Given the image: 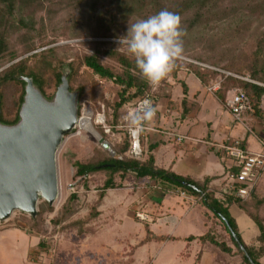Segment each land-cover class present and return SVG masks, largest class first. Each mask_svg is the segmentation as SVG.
<instances>
[{"label": "crops", "instance_id": "crops-1", "mask_svg": "<svg viewBox=\"0 0 264 264\" xmlns=\"http://www.w3.org/2000/svg\"><path fill=\"white\" fill-rule=\"evenodd\" d=\"M216 92H209L185 68L171 74L169 82L161 80L153 93L157 118L148 124L151 129L142 133L141 148L144 159L151 147L158 169L195 182L208 180V189L219 199L225 173L238 171L233 159L221 148L238 141L247 152L264 151V95L257 115L245 112L241 120H236ZM183 108L188 112L183 114ZM176 136L183 139L177 143ZM120 183L121 186L102 192L90 186L85 192L90 204L102 194L95 210L99 225L91 224L89 230L88 225L84 226L83 241L77 246L80 253L78 249L73 254L68 252L69 257H83V262L77 260L80 264H87L86 259L89 264H244L234 254L219 221L193 197H181L180 190L172 187L163 190L147 177L123 178ZM229 198L233 197L225 196L223 201ZM139 203L152 216V223L134 218ZM227 205L241 241L247 247L258 248L259 230L250 215L260 219L264 227V169L248 198H233ZM147 230L155 238L168 239L147 240ZM206 233L217 242H224L231 254L209 241H199ZM37 243L20 230L1 231L0 264H42L37 261L41 255ZM93 256L98 260L92 261ZM258 261L264 264V256Z\"/></svg>", "mask_w": 264, "mask_h": 264}, {"label": "trees", "instance_id": "trees-1", "mask_svg": "<svg viewBox=\"0 0 264 264\" xmlns=\"http://www.w3.org/2000/svg\"><path fill=\"white\" fill-rule=\"evenodd\" d=\"M50 0H0V67L9 63L17 57L15 51L10 49L9 42L12 35L24 30V35L34 32V14L41 11L44 3ZM62 3L69 9L77 11L79 14V25L86 28H94L92 38L112 39L108 41L99 40L95 43V49L91 55H84L80 64L91 71V73L101 80L112 82L116 87L117 101L111 105L113 117L116 118L117 112L126 104L133 103L141 97L143 91L148 89V83L135 68L134 58L128 53L126 46L118 45L117 40L127 32L128 25L136 22L138 19L147 18L160 10H168L180 17L181 27L185 33L183 36V52L193 50L196 43L205 42L206 46H201L205 54L196 56L198 61L209 63L211 58L208 54L211 47L207 44L208 40L189 39V35L197 29H208L210 24L217 21L237 17L239 19L250 18L258 21L264 18V0H62ZM242 25L249 24L242 20ZM117 47H123L124 52H119ZM34 47L25 45L22 54L33 51ZM208 49L210 51H208ZM53 49H48L40 53L32 54L27 58L21 59L0 71V125L13 126L19 122V111L24 101V88L26 83L24 78L32 81L33 87L47 101H52L54 93L48 98L45 96V86L50 84L53 91L61 83V78L65 77L69 90L77 92V117L79 116L80 100L83 90L80 88L72 91L70 83L75 75V68L72 63L63 64L56 61L55 70L52 69V62L47 61V56L53 54ZM203 54V55H202ZM98 55L105 56L113 60L119 66V71H115L109 66L101 63ZM195 58V56H193ZM207 57V58H206ZM33 61V65L30 63ZM42 63V67H35ZM185 68L192 73L202 86H208L211 79L220 77L221 83L217 90V97L224 101L225 95L232 89H240L248 98L251 105V114L257 115L258 106L261 97L264 95V30L260 32L255 43V48L249 56H245L238 64L232 61L222 65L221 69L235 76L244 78L258 84H251L230 76H224L213 70L202 68L200 66L188 64L181 67L175 60L172 74L179 69ZM15 95H17L15 97ZM12 96V105L9 106L8 98ZM188 111L183 108L182 113ZM128 146L124 143L116 155H122L126 152ZM151 147L144 159L133 160L128 158H108L102 156L92 158L86 162H74V178L81 180L89 175L104 172L107 178L99 189L100 192L113 188V177L116 174H132L134 178H149L158 182L161 189L176 188L187 195L193 197L197 203L207 209L214 218L222 225L228 241L233 246L236 255H238L244 264H259V259L264 256V227L257 217L250 215L259 230L257 242L258 248L247 247L241 241L234 220L228 213V201L220 200L214 197V194L208 189V180L195 182L191 179L177 176L170 171L158 169L154 166L153 157L150 154ZM102 199V194L98 195L97 201L91 209V217H97L95 211ZM76 200L74 194L66 198L64 205H68ZM68 207V206H67ZM146 239H156L158 241L168 238H155L146 232ZM193 238H189L191 240ZM199 241H209L217 246L222 252L231 254V249L224 242H217L212 235L206 233L198 238ZM42 247L41 244H39Z\"/></svg>", "mask_w": 264, "mask_h": 264}, {"label": "rangeland", "instance_id": "rangeland-1", "mask_svg": "<svg viewBox=\"0 0 264 264\" xmlns=\"http://www.w3.org/2000/svg\"><path fill=\"white\" fill-rule=\"evenodd\" d=\"M78 17L77 11L67 8L62 0H50V2L44 3L43 9L34 14V32H30L27 36L24 35L25 31L22 30L12 35L9 47L17 54L15 60L0 67V71H2L10 64L32 54L53 49V54H49L46 59L52 62V69L55 70L56 61H60L65 65L72 63L76 71L70 86L72 91L80 88L84 93L80 100L77 124L71 133L63 138L56 153L57 199L51 206L39 199L34 217H30L23 212L13 211L7 220L0 222V232L16 229L38 241L37 244H41L42 247L38 245L39 250L37 251L41 252V255L38 256L37 261L42 264H80L77 260L83 262V257L74 259L68 256V252L73 254L77 251V246L83 241L85 225H88V230L91 224L92 227L99 225L97 218L91 217V209L94 203L87 202L85 192L89 191L90 186L100 189L107 178V174L98 172L87 176V179L84 180L79 177L74 178L73 163L77 161L83 163L92 158H97L101 154L108 158L119 159L125 157L137 160L126 155L129 142L125 117L132 111V102L124 105L117 112L116 118L113 117L111 105L117 101V87L110 81L101 80L80 64L82 57L91 55L95 49V43L103 38L90 37L89 34H92L94 28L79 25ZM242 20L247 21L249 24L242 25ZM263 30L264 18L254 21L250 18L229 17L217 21L210 24L208 29L202 30L199 28L188 36L189 39L200 38V40L210 41L207 46L211 47V51L208 49L210 53L207 56L211 58L210 62L214 65L196 59L197 55L205 54L207 48L203 51L201 46H206L204 44L206 41L196 43L193 50L185 51L176 60L181 67L192 64L207 69H219L229 61L238 64L245 56L252 53L258 36ZM116 41L114 40V42ZM25 45L33 46V51L22 54ZM117 48L119 52L125 51L123 47ZM98 58L101 63L117 72L119 71L120 68L115 61L102 55H98ZM30 65H33V61ZM42 66L43 64L40 62L35 67ZM170 72L172 73V70ZM219 78L216 76L210 81L214 82ZM244 78L248 79L247 76ZM53 93L55 92L50 84L45 86L44 94L46 97L49 98ZM11 100L13 101L12 96L8 98L9 106L12 105ZM99 116L104 117V124L99 123ZM100 139H103L110 151L102 148L99 143ZM124 143L127 144L128 149L124 154L116 155L115 152L118 153ZM131 177L134 176L129 173L125 175L116 174L113 177V184L114 186H121L120 179H130ZM76 180H79L76 185L77 192L74 194L76 200L64 205L66 198L71 195L68 184ZM85 182L89 184H85ZM79 250L81 249H78V252ZM91 260L97 261L98 259L93 256ZM85 261L89 264L88 259Z\"/></svg>", "mask_w": 264, "mask_h": 264}, {"label": "water", "instance_id": "water-1", "mask_svg": "<svg viewBox=\"0 0 264 264\" xmlns=\"http://www.w3.org/2000/svg\"><path fill=\"white\" fill-rule=\"evenodd\" d=\"M23 80L19 122L0 125V222L13 211L34 217L39 199L49 206L55 202L56 153L77 124V92L69 90L65 77L52 101L45 100L30 79ZM99 143L110 151L103 139Z\"/></svg>", "mask_w": 264, "mask_h": 264}, {"label": "clouds", "instance_id": "clouds-1", "mask_svg": "<svg viewBox=\"0 0 264 264\" xmlns=\"http://www.w3.org/2000/svg\"><path fill=\"white\" fill-rule=\"evenodd\" d=\"M185 35L180 17L168 10L159 12L128 25L125 35L117 39L118 45L126 46L134 58L135 68L151 86L158 85L174 67L183 52ZM153 102L144 99L130 111L125 120L127 132L137 138L145 131V125L155 114Z\"/></svg>", "mask_w": 264, "mask_h": 264}, {"label": "built area", "instance_id": "built-area-1", "mask_svg": "<svg viewBox=\"0 0 264 264\" xmlns=\"http://www.w3.org/2000/svg\"><path fill=\"white\" fill-rule=\"evenodd\" d=\"M209 69L218 72L220 74H223L224 76L234 77L236 79H240L251 84H257L263 86L249 79L241 78L219 69H215V68H209ZM171 74L172 73L169 72L163 80L169 82L171 78ZM220 83H221L220 78L214 82H211L207 86V90L209 92L217 91L219 89ZM158 85L151 86L148 84V89L144 90L141 97L132 103V110H134L136 106L139 105L144 99L151 100L153 102V106L155 107V100L153 97V93ZM228 93L230 94L225 97L223 101V106L227 111H229L235 117L236 120H241L243 113L251 111V105L249 103V100L247 96L240 89H232ZM156 118H157V111H155L153 119L146 123L145 131L151 129L150 125L148 124L150 122H153ZM99 123L104 124L103 116H99ZM127 135H128L129 149L126 155H128L131 158H135L137 160H142L141 158H143L144 155V152L141 148L142 134L137 138H132L131 136H129L128 132ZM182 139L183 137L176 136L175 141L179 143ZM221 149L225 153H227L230 158L233 159L234 166L237 168L238 171L234 173L231 170H229L225 173L223 178V185L221 189L218 191V198L223 200L225 196H229L235 199L245 200L246 198L249 197L252 190L254 189L258 179L259 172L264 169V151L261 153L247 152L241 148L240 143L238 141H234L230 145L224 146ZM78 182L79 180H76L75 182L68 184V190L71 194H75L77 192L76 185L78 184ZM179 194L181 197L186 198L187 196L186 193L182 191H179ZM133 216L139 222H143L146 224H150L154 221L152 216L149 214L148 210H146V207L142 205V203L136 205V209L133 212Z\"/></svg>", "mask_w": 264, "mask_h": 264}]
</instances>
